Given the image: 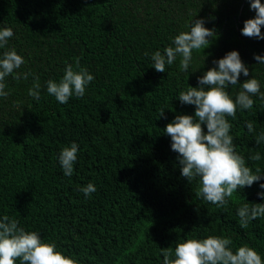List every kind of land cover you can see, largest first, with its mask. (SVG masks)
I'll use <instances>...</instances> for the list:
<instances>
[{
	"label": "trees",
	"instance_id": "trees-1",
	"mask_svg": "<svg viewBox=\"0 0 264 264\" xmlns=\"http://www.w3.org/2000/svg\"><path fill=\"white\" fill-rule=\"evenodd\" d=\"M254 17L248 0H0V30L14 33L0 57L14 48L25 60L17 71L35 73L41 84L36 101L28 95L31 75L20 82L6 78L0 218H15L78 264H162L160 249L210 235L230 238L233 251L246 244L264 259V218L243 229L237 216L245 203H264L257 196L264 180L234 193L227 208L205 203L195 195L198 182L182 176L178 153L164 135L176 115L194 116L195 106L182 105L180 92L199 87L198 77L230 51L240 53L250 72L226 89L232 99L253 76L264 92V65L254 59L264 56V40L241 35ZM195 19L215 30L210 47L193 50L187 72L179 70L180 57L156 72L151 54L174 46ZM74 57L95 79L83 98L60 104L46 82H59ZM252 98L251 110L228 118L230 135L246 165L264 175V142H255L264 132V102ZM160 109L165 115L159 119ZM73 142L79 151L66 177L59 154ZM256 152L261 160L253 162ZM88 183L97 189L90 198L78 190Z\"/></svg>",
	"mask_w": 264,
	"mask_h": 264
},
{
	"label": "clouds",
	"instance_id": "clouds-1",
	"mask_svg": "<svg viewBox=\"0 0 264 264\" xmlns=\"http://www.w3.org/2000/svg\"><path fill=\"white\" fill-rule=\"evenodd\" d=\"M250 10L255 17L244 22L241 35L264 40V4L261 0H248ZM204 19H195L190 25V31L180 32L174 37L172 44L163 52L151 54L152 68L158 73L166 71V65L171 66L180 57L179 70L187 72L193 59V50L207 49L215 38L214 29L205 27ZM14 35L11 28L0 30V48L8 45ZM147 56L148 53H145ZM207 57V56H206ZM208 58V57H207ZM75 65L65 62L64 74L59 82L48 80L47 93L60 104H67L74 95L83 98L86 88L95 77L86 67L80 66V58L74 57ZM254 59L264 65V56L254 55ZM25 64L24 58L13 48L5 51L0 57V98L7 99L9 91H5L6 78L11 76L17 82L27 81L33 77L32 87L28 95L39 101L41 84L39 77L31 72H19ZM216 67L198 77L199 87L189 86L181 91L179 101L182 105L195 106L193 115H176L164 129V135L171 139L172 151L178 153V163L181 174L190 183L197 181L195 195L205 203L217 208H227L233 194L250 188L261 180V169L257 166L255 172L246 165L245 158L235 148L233 136L230 135L232 124L228 118L236 119L237 111L243 113L251 110L256 103L252 97L258 96L264 102V92H261L259 80L254 76L247 79L233 100L226 91L230 85L239 83L241 74L250 75L249 67L242 61L238 51H230L223 58L213 60ZM165 111L159 110V119L164 118ZM205 126L207 131H205ZM249 133H255L252 121H246ZM255 142H264V132L256 135ZM79 146L73 142L65 146L59 154V163L64 176L71 177L74 164L77 161ZM249 159L253 162L261 160L256 152ZM261 191L257 196L264 200V183L259 184ZM85 197L97 191L93 183L78 186ZM238 224L247 229L253 221L264 218V203H245L237 209ZM232 240L222 236L207 238H191L176 243L172 247L160 249L163 256L162 264H264V259L248 245L240 246L233 251ZM78 264V261L57 251L55 243H45L41 235L35 231H26L19 221L4 215L0 218V264Z\"/></svg>",
	"mask_w": 264,
	"mask_h": 264
}]
</instances>
